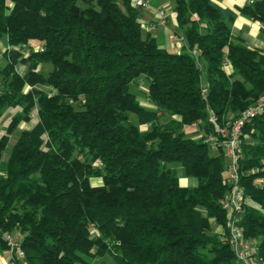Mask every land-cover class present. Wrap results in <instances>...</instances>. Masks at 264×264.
Listing matches in <instances>:
<instances>
[{"label":"trees","instance_id":"16d2710c","mask_svg":"<svg viewBox=\"0 0 264 264\" xmlns=\"http://www.w3.org/2000/svg\"><path fill=\"white\" fill-rule=\"evenodd\" d=\"M131 1L0 0V37L10 46L0 54V118L20 108L0 137V249L20 232L18 264H97L105 256L114 264H241L220 204L230 190L228 159L186 127L213 133L211 115L225 126L262 97L264 52L235 36L211 0H173L187 44L171 51L143 31ZM241 13L264 24V0ZM19 62L30 63L25 75ZM40 63L53 68L37 71ZM141 79L153 108L133 91ZM27 84L54 91L24 92ZM36 108L35 126L3 160ZM242 137L237 223L264 257V110ZM174 163L198 184L181 185Z\"/></svg>","mask_w":264,"mask_h":264},{"label":"built area","instance_id":"2783aa9c","mask_svg":"<svg viewBox=\"0 0 264 264\" xmlns=\"http://www.w3.org/2000/svg\"><path fill=\"white\" fill-rule=\"evenodd\" d=\"M254 1L255 0H249L250 3H253ZM131 2L133 7L139 9H149L152 6V0H132ZM158 16L160 22H165L168 16L167 10H159ZM141 23L147 25L149 28L156 27L155 21H145ZM33 49L35 51H42L43 46L40 44L36 46L34 45ZM28 53L29 52H27V54ZM192 53L198 58L201 51L195 48L192 50ZM262 110H264V95L253 105L245 109L238 118L229 120L225 126H220L217 123L216 118L211 115L210 120L215 125V132L202 135L204 136V141L211 147L222 149L228 159L227 170L230 190L220 200V204L227 213L225 227L229 234L228 239L241 264H264V257L258 253V242H253L252 239L246 238L244 232L237 223L238 214L241 211L244 202V189L241 185L239 170V161L244 154L242 137L243 128L247 122ZM192 126L198 127L197 123H193ZM96 164H100V162L97 161ZM6 241L9 245L10 251L9 264H18L19 258L24 256L20 247V239L7 234Z\"/></svg>","mask_w":264,"mask_h":264},{"label":"crops","instance_id":"0c3cea01","mask_svg":"<svg viewBox=\"0 0 264 264\" xmlns=\"http://www.w3.org/2000/svg\"><path fill=\"white\" fill-rule=\"evenodd\" d=\"M122 0H119L120 3ZM212 3L218 7L223 15L232 20V33L235 36L241 37L245 43L251 48H257L264 52V24L255 21L241 13V8L249 3V0H211ZM167 10V19L165 22H160L158 12L159 10ZM140 20L141 22L145 21H155L156 27L149 28L147 25H143L142 29L145 33L151 34L153 37H156L159 42L165 48L171 51H181L186 46V37L184 31L179 28L177 21V14L174 11V1L173 0H152V6L149 9H141L140 11ZM35 46L39 45V42H34ZM8 47H10L5 38L0 37V54L4 52ZM30 68L29 62H19L17 64V71L21 75H25ZM53 68L51 63H40L37 67V71L49 72ZM225 69L230 73L233 71L231 64L225 65ZM35 88L40 91L51 93L54 91V88L51 85L37 84L35 86L25 85L24 92H28L30 89ZM152 105V104H151ZM153 108L152 106H148ZM38 109V108H36ZM18 110H16L17 112ZM37 113V112H36ZM32 116V115H31ZM37 119H34L32 116L31 121H22L15 132H17V139L20 133L23 130H30L35 126ZM30 123L31 126L24 127L23 125ZM147 127V125H143ZM146 129V128H145ZM14 132V133H15ZM13 133V134H14ZM16 139V140H17ZM177 173L181 185L194 187L198 184V179L193 176H187L185 169L180 165L177 167ZM196 179V180H195ZM93 185H102L103 180L101 177H93L91 179ZM215 220L213 219L212 222ZM214 225V224H213ZM217 225V224H216ZM220 228V227H219ZM219 228L215 230L217 233L220 232ZM221 233V232H220ZM18 239L22 238L20 232L15 233ZM253 242H258L257 239H252ZM10 251L7 249H0V264H9Z\"/></svg>","mask_w":264,"mask_h":264},{"label":"rangeland","instance_id":"374dc122","mask_svg":"<svg viewBox=\"0 0 264 264\" xmlns=\"http://www.w3.org/2000/svg\"><path fill=\"white\" fill-rule=\"evenodd\" d=\"M120 4H122V1L120 2ZM133 91L137 94L138 99L140 100V102L143 105H145L147 107L148 106H152L150 100L148 99V85H147V83H146V81L144 79H141V80L137 81V84L133 87ZM16 110H20V108L19 107L18 108L6 107L4 109L3 115L0 118V137L6 132L7 126L9 124L12 116L16 113ZM36 112H37V109H34L33 113H32V116H33L34 119H37V113ZM168 120H169V117H167V116L162 117V122H166ZM23 126L24 127H29V126H31V124L30 123H28V124L26 123ZM143 128H147V127L143 126ZM17 132H15L14 134L11 135V139H10L9 145L6 148V150L4 152V155H3V160H6L8 158L10 150H11L13 144L16 142L17 134H18ZM186 132H187V134L189 136H191L193 138H199V137L202 136L201 132H199V130H198V127H193V126L186 127ZM247 140H248V142H253V140L250 139V138H248ZM210 152L212 154H216V153H219L220 150L212 147L210 149ZM227 162H228V160H227ZM179 164L180 163H174V165L175 166L177 165V167L180 166ZM213 224H214V230H217V228L220 227L219 230H220L221 233H223L225 231V229H224L225 227L224 226H221V225H218V224L216 225V223H214V221H213ZM220 232H218V233H220ZM94 262L97 263V264H100V263H103V262L106 263V264H114V262L112 261V259L109 256L100 257V258L96 259V261H94ZM77 264H80V263H77Z\"/></svg>","mask_w":264,"mask_h":264}]
</instances>
